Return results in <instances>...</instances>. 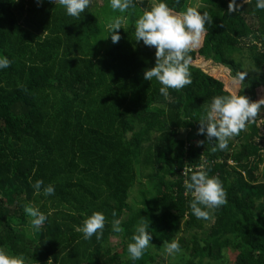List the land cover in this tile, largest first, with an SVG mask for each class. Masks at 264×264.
I'll list each match as a JSON object with an SVG mask.
<instances>
[{
	"label": "trees",
	"instance_id": "obj_1",
	"mask_svg": "<svg viewBox=\"0 0 264 264\" xmlns=\"http://www.w3.org/2000/svg\"><path fill=\"white\" fill-rule=\"evenodd\" d=\"M151 1L134 0L120 13L109 0H91L74 18L58 0H0V56L10 61L0 69V249L24 264H165L172 240L183 259L169 264H231L224 259L230 252L233 264H264V107L224 150L197 135L212 98L233 94L237 73L246 75L234 94L259 99L264 9L256 0H234V10L232 0H196L210 23L188 53L191 83L165 98L154 78L143 79L154 48L134 35ZM183 1L165 0L174 13ZM117 16L120 40L113 44L105 36ZM200 165L226 194L207 220L192 214L184 188ZM37 179L54 194H36ZM139 180L148 189L140 203H129ZM28 204L47 217L39 230L24 212ZM94 211L105 226L99 239L85 240L77 228ZM141 222L152 238L133 261L127 245ZM192 231L199 236L188 238ZM114 236L121 239L116 251Z\"/></svg>",
	"mask_w": 264,
	"mask_h": 264
},
{
	"label": "clouds",
	"instance_id": "obj_2",
	"mask_svg": "<svg viewBox=\"0 0 264 264\" xmlns=\"http://www.w3.org/2000/svg\"><path fill=\"white\" fill-rule=\"evenodd\" d=\"M39 4L42 0H36ZM68 16L78 18L88 8L91 0H58ZM111 9L125 13L134 6V0H109ZM237 6V5H236ZM235 6V7H236ZM255 7L264 9V0H256ZM234 10V0L229 5ZM210 23L208 14L201 13L194 7H187L183 12L174 13L165 0H156V3L143 13L135 21V41L142 42L147 47L154 48V66L143 72V79L151 81L153 78L161 85L159 93L165 98L169 95V89H181L191 83L189 71V51L199 44L202 34L205 32V24ZM121 18L117 16L108 25L107 35L111 43L116 44L120 40ZM10 66V61L5 56H0V69ZM246 73L241 72L233 78L235 82L244 80ZM264 107V98L250 101L244 95L229 94L212 98L205 114L198 121L197 135L204 136L207 142H215L213 151L217 148L224 150L228 146L230 138L239 134L247 123L257 118L261 108ZM198 144L204 141H197ZM31 187L36 194L41 191L44 196L53 195L54 186L44 184L42 179H37ZM186 194L192 199L189 203L192 214L198 219L207 220L209 212L225 203V191L220 179L209 175V170L200 165L184 180ZM24 212L31 217V226L39 230L47 217L37 207L31 204L24 206ZM112 215L115 217L116 213ZM120 219L112 221L113 232L122 231ZM105 216L102 212L94 211L86 217L77 231L83 234L85 240L94 234L97 239L103 232ZM149 224L141 222L135 227L127 245L130 259L138 260L149 247L152 236L148 232ZM164 251L175 254L180 251L179 242L172 240L166 242ZM0 264H24L22 256L8 255L0 249Z\"/></svg>",
	"mask_w": 264,
	"mask_h": 264
},
{
	"label": "rangeland",
	"instance_id": "obj_3",
	"mask_svg": "<svg viewBox=\"0 0 264 264\" xmlns=\"http://www.w3.org/2000/svg\"><path fill=\"white\" fill-rule=\"evenodd\" d=\"M148 1H150V2H152L151 0H148ZM246 1H248V0H244V1H242L241 3H244V2H246ZM97 2L99 3V4H101V0H97ZM195 2H196V0H184L183 1V6H182V8L180 9V10H178L176 13H180V12H183L187 7H194L195 8ZM240 3V4H241ZM240 4H238L237 6H239ZM200 45V43L198 44V45H196L197 47ZM195 64H198L200 67H202V68H204L203 66H202V63L199 61V62H196ZM205 69V68H204ZM222 75H223V78L224 79H228V76H227V72L226 73H221ZM230 80V79H229ZM234 80V79H233ZM232 81V80H231ZM233 82V84L232 85H230L229 86V90H230V92H232L233 94L237 91V89H238V83L237 82H235V81H232ZM258 97H259V99H261V98H264V87L259 91V93H258ZM263 143H264V141H263ZM140 181V180H139ZM139 182H137L136 183V185H135V187L133 188V190H132V195L130 196V198H129V203H131L132 202V200H134V199H136L139 203H140V201H141V198H140V200H138L137 198L138 197H141V194L143 193V195L146 193V191H147V189H148V185H147V182H145V181H140V183L138 184ZM149 193L147 192V195H148ZM191 235H193L194 236V238H196V236L198 237L199 235H198V233L197 232H194V231H192V232H189L188 233V238L191 236ZM120 241H121V239H120V237L119 236H114V237H111V239H110V244H111V250L112 251H116V250H118V248H119V244H120ZM186 253V257H190L191 258V256L187 253V252H185ZM164 258H165V264H169L172 260H175L176 262L178 261V262H180L179 260H181V259H183V253L182 252H177V253H175V254H172V255H169V254H167L166 252L164 253ZM182 257V258H181ZM226 258V260H227V262L228 263H231V264H233L232 263V261L231 260H233V252H230V253H228L227 254V256H225L224 257V259ZM187 260H189V259H187ZM197 260H201V259H197ZM205 261V260H204ZM185 262H190V261H186L185 260ZM196 262H199V261H196Z\"/></svg>",
	"mask_w": 264,
	"mask_h": 264
}]
</instances>
